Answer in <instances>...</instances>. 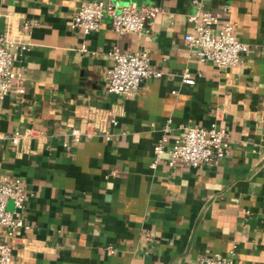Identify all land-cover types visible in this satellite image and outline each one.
Segmentation results:
<instances>
[{"label":"crops","instance_id":"crops-1","mask_svg":"<svg viewBox=\"0 0 264 264\" xmlns=\"http://www.w3.org/2000/svg\"><path fill=\"white\" fill-rule=\"evenodd\" d=\"M84 1L0 0V34L30 44L0 107V172L30 194L28 227L8 239L14 264H199L217 253L264 264V0L205 2L249 45L228 68L200 63L185 40L193 0H112L162 9L150 34L122 35L107 19L90 34L72 28ZM113 47L147 50L161 75L110 93ZM166 124L169 146L184 126L225 127L230 153L199 167H171L165 153L153 167Z\"/></svg>","mask_w":264,"mask_h":264},{"label":"built area","instance_id":"built-area-1","mask_svg":"<svg viewBox=\"0 0 264 264\" xmlns=\"http://www.w3.org/2000/svg\"><path fill=\"white\" fill-rule=\"evenodd\" d=\"M207 0H193L196 9L188 17L193 24V30L185 35V40L196 50L200 63L212 62L220 68L235 67L241 60V55L249 51V45L236 35V23L232 20L221 21L220 17L205 8ZM162 11L156 5L135 7L119 6L112 0L84 1L71 22V27L81 30L84 34L95 32L107 19L115 32L122 35L127 32L150 34L152 24ZM26 22L25 26L37 25ZM30 44L21 40L10 39L6 34H0V107L1 100L11 90L12 81L20 82L13 63L17 55L29 49ZM82 50H86L83 46ZM108 55L113 64L106 75L107 89L110 93L122 96L134 94L148 79L159 77L161 72L150 67V54L147 50L137 52H122L113 47ZM183 80L193 84L195 79L189 71L183 73ZM114 123H117L114 120ZM185 134L169 146V124L163 128L164 134L155 144L153 151L155 167L162 154H169L168 164L176 167L184 164L189 167H199L204 164L217 163L230 153L229 133L225 127L210 128L184 126ZM80 130L74 129L73 136L79 139ZM107 139L110 138L106 131ZM18 144L20 136H12ZM29 192L20 177L10 176L0 172V264H14L12 246L8 242L14 231L20 227H28L23 219L26 199ZM8 200L14 203V209L7 208ZM199 264H231V261L221 254L205 256Z\"/></svg>","mask_w":264,"mask_h":264},{"label":"water","instance_id":"water-1","mask_svg":"<svg viewBox=\"0 0 264 264\" xmlns=\"http://www.w3.org/2000/svg\"><path fill=\"white\" fill-rule=\"evenodd\" d=\"M7 98V97H6Z\"/></svg>","mask_w":264,"mask_h":264}]
</instances>
